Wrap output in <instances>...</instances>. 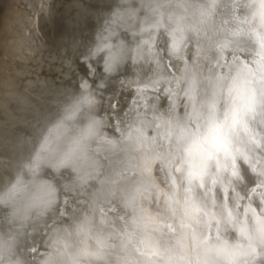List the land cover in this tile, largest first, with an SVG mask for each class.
Masks as SVG:
<instances>
[{
  "label": "snow or ice",
  "instance_id": "obj_1",
  "mask_svg": "<svg viewBox=\"0 0 264 264\" xmlns=\"http://www.w3.org/2000/svg\"><path fill=\"white\" fill-rule=\"evenodd\" d=\"M202 5L204 34L162 29L115 73L118 53L94 76L77 60L91 90L0 142V264H264V0ZM105 119L115 139L92 141L103 175L86 181Z\"/></svg>",
  "mask_w": 264,
  "mask_h": 264
},
{
  "label": "bare ground",
  "instance_id": "obj_2",
  "mask_svg": "<svg viewBox=\"0 0 264 264\" xmlns=\"http://www.w3.org/2000/svg\"><path fill=\"white\" fill-rule=\"evenodd\" d=\"M202 8V0H0V142L24 136L35 114L51 101L70 98L77 85L91 90L77 60L88 64L93 76L92 61L102 55L111 63V54L118 53L110 68L105 64L111 73L129 61L140 64L162 29L168 35L177 28L204 34L213 10L202 15ZM125 34L144 43L130 45ZM94 103L98 108L99 98ZM90 123L93 131L83 141L80 162L86 181L103 175L104 161L89 151L92 141L115 139L109 120ZM30 226L39 230L42 224ZM54 238L49 236V243Z\"/></svg>",
  "mask_w": 264,
  "mask_h": 264
}]
</instances>
